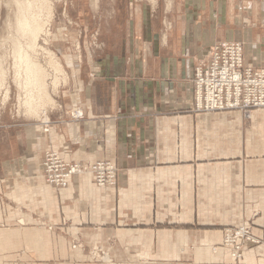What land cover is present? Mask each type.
Instances as JSON below:
<instances>
[{
  "label": "crops",
  "instance_id": "obj_1",
  "mask_svg": "<svg viewBox=\"0 0 264 264\" xmlns=\"http://www.w3.org/2000/svg\"><path fill=\"white\" fill-rule=\"evenodd\" d=\"M153 13L149 5L104 11L94 49L104 57L67 56L69 89L47 131L2 112L0 264H109L90 250L116 264H264V108L249 119L200 112L193 86L215 43L242 42L246 64L264 67V0H184L181 10L169 2L159 31ZM141 17L144 45L135 36ZM156 49L166 57L135 58ZM74 107L83 120H71ZM48 151L67 162H115L118 183L98 186L91 172L66 187L47 182ZM244 224L261 242L236 258L224 229Z\"/></svg>",
  "mask_w": 264,
  "mask_h": 264
},
{
  "label": "rangeland",
  "instance_id": "obj_2",
  "mask_svg": "<svg viewBox=\"0 0 264 264\" xmlns=\"http://www.w3.org/2000/svg\"><path fill=\"white\" fill-rule=\"evenodd\" d=\"M169 2H172L175 10L183 9L184 0H0V117L4 109L9 108L12 118L17 121L23 117L43 124V121L50 119L48 128H44L48 130L52 122L51 108L62 103L59 94L69 89L70 71L73 69L67 65V56L72 55L81 63L86 57H104V53L94 52L100 42L99 28L108 21L104 18V11H141L149 5L155 16L152 28L159 31ZM85 12L89 18L100 12L97 15L99 18L76 19ZM138 20L140 25L135 28L136 41L144 45L148 26L142 17ZM58 33L61 35L57 36ZM67 40H72V43ZM116 53L111 51L109 55L114 57ZM151 53L141 50L136 52L135 58H164L167 54L162 49ZM126 54L125 58L130 57ZM194 105L196 108L195 90ZM75 108L82 110L80 107L72 108L70 118L73 121H77L72 117ZM85 117L84 114L80 120ZM238 227L241 226L227 228ZM254 237L257 241H250L246 245L261 242L260 238ZM90 251L109 264H116L108 254Z\"/></svg>",
  "mask_w": 264,
  "mask_h": 264
},
{
  "label": "built area",
  "instance_id": "obj_3",
  "mask_svg": "<svg viewBox=\"0 0 264 264\" xmlns=\"http://www.w3.org/2000/svg\"><path fill=\"white\" fill-rule=\"evenodd\" d=\"M193 86L199 111L239 110L248 119L254 108H264V67L246 64L245 44L239 41H223L211 47L209 59L194 69ZM72 114L75 120L84 117L79 108ZM50 121H43L45 129ZM119 171L115 162H67L53 151L46 152L43 161L44 179L62 187L68 185L71 176L84 172H92L98 186L116 185ZM255 240L250 224L226 228L223 234V245L236 258L242 256L247 243Z\"/></svg>",
  "mask_w": 264,
  "mask_h": 264
},
{
  "label": "bare ground",
  "instance_id": "obj_4",
  "mask_svg": "<svg viewBox=\"0 0 264 264\" xmlns=\"http://www.w3.org/2000/svg\"><path fill=\"white\" fill-rule=\"evenodd\" d=\"M217 44V43H216ZM213 47V46H212ZM210 52V51H209ZM47 131V130H46ZM69 181V180H68ZM136 264H143V263H136Z\"/></svg>",
  "mask_w": 264,
  "mask_h": 264
}]
</instances>
